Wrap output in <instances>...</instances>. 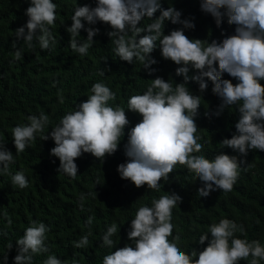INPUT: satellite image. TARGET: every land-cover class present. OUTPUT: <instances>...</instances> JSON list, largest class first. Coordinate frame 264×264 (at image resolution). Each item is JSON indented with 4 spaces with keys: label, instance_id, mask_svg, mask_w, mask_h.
Wrapping results in <instances>:
<instances>
[{
    "label": "clouds",
    "instance_id": "1",
    "mask_svg": "<svg viewBox=\"0 0 264 264\" xmlns=\"http://www.w3.org/2000/svg\"><path fill=\"white\" fill-rule=\"evenodd\" d=\"M56 8L53 0H29L24 12L27 20L14 32L12 46L16 60L22 59L24 54L16 47L17 42L22 41L29 50L37 46L51 50L56 46L57 40L49 27L56 19ZM200 8L210 13L218 25L227 17V22L234 25L233 34L211 42L190 39L184 33L194 28L192 19L181 18V11L172 6L162 8L161 0H95L94 7L76 5L71 25L66 28L70 34L69 46L75 53L88 54L94 44L93 37L99 31L92 26L100 22L110 28L106 35L121 61L130 65L138 61L151 75L155 71L151 66L156 60L150 54L159 48L162 59L177 65L175 75L182 77V82L174 83L172 79L157 76L142 94L131 96L127 111L136 113L140 119L130 128L126 110L109 104L115 99V93L104 83L96 82L87 99L66 112L47 133L44 130L49 125V116L44 111L28 115L26 123L14 126L15 153L24 152L37 136L40 141L51 140L54 146L49 154L59 161L57 172L75 178L77 158L88 153L102 161L105 156L113 155L128 128L123 144L126 159L116 167L122 180L137 188L143 185L160 191L158 182L167 181L179 162L195 172L201 185L197 188L200 197L217 190L231 191L246 164L248 152L264 151V86L261 85L264 80V0H200ZM143 19L150 23L141 26ZM165 23L179 27L165 35ZM81 29L86 33L84 39L79 35ZM190 70L195 74L189 75ZM224 74L236 83L222 78ZM209 80L212 92L220 101L211 115L219 117L231 106H236L238 115L235 132L231 138L220 142L235 155L222 151L211 160L196 154L204 146L197 124L203 99L187 86L189 81H195L203 93ZM14 162V154L0 143V174H8ZM11 183L23 189L28 186V179L23 171H16L11 174ZM80 199L83 201L84 196ZM181 200L182 197L172 191L153 198L150 206L138 207L128 224L126 235L130 243L123 247L116 248L112 239L118 231L117 225L107 226L101 236V246L115 248V251L105 255L102 264H240L241 260L261 264L264 261V244L238 238L235 234H243V226L227 218L212 223L199 236L197 245L207 241L201 251H183L177 243L179 235H172L175 227L172 210ZM91 222L89 217L86 224ZM49 230L44 222L33 221L15 241L16 255L12 264H33L35 254L47 253ZM90 234L73 241V246L87 247ZM6 247L11 250L13 243ZM0 264H8L7 252L0 255ZM42 264L63 262L49 254Z\"/></svg>",
    "mask_w": 264,
    "mask_h": 264
},
{
    "label": "trees",
    "instance_id": "2",
    "mask_svg": "<svg viewBox=\"0 0 264 264\" xmlns=\"http://www.w3.org/2000/svg\"><path fill=\"white\" fill-rule=\"evenodd\" d=\"M53 2L57 5L56 19L49 27L57 40L56 46L51 50H41L38 46L29 50L22 41L17 42L16 47L21 48L24 54L22 59L16 60L12 46L14 32L27 20L24 12L29 0H0V143H4L15 158L9 173L0 174V255L7 252L8 264H12L16 255V239L33 221H42L50 228L46 234L49 251L35 254L33 264H42L49 254L56 256L63 264H73V261L77 264H102L103 257L115 251V248L101 246V236L107 226L115 223L118 227L112 237L116 248L129 244L126 235L128 224L134 219L138 207L150 206L153 198L172 191L182 197L172 210V223L175 225L172 235H179L177 243L186 253L201 251L207 241L204 245H197L199 236L207 231L209 225L222 218L243 226L244 233L235 234L238 238L258 240L264 244V151L252 149L248 152L246 164L242 166L231 191L217 190L207 197H200L197 193L201 185L195 172L179 162L167 181L158 182L161 184L160 191L143 185L137 188L119 177L116 167L126 159L123 144L127 140L128 128L140 119L136 113L127 111L128 99L142 94L157 76L172 79L174 83L182 82V77L175 75L177 65L161 58L159 48L150 54L156 60L151 66L155 69L151 75L138 61L134 60L131 65L121 61L115 56L114 45L106 35L110 28L100 22L92 26L99 31L93 37L94 44L88 54L82 56L75 53L69 46L70 34L66 28L71 25L76 5L94 7L95 0ZM169 6L181 11V18L192 19L194 28L184 33L190 39L211 42L233 34L234 25L227 22V17L218 25L210 13L201 10L200 0H161L162 8ZM147 23H150L147 19L140 22L141 26ZM177 27L165 23L163 32L166 35ZM79 35L82 39L86 38L83 29ZM101 71L104 72L103 76L100 75ZM193 74L194 71L190 70L189 75ZM222 78L236 83L227 74ZM96 82L104 83L115 93V99L109 104L124 108L129 120L125 135L113 155L105 156L100 161L91 154H82L75 160L77 176L70 178L57 172L59 161L49 154L54 146L51 140L40 141L37 136L24 152L15 153L12 144L14 126L26 123L28 115L44 111L49 116V125L44 130L47 133L66 112L87 99ZM261 85L264 86V80ZM187 86L203 99L197 124L204 146L196 154H203L210 160L222 151L235 155L220 142L224 138H231L235 132L234 125L238 119L236 106L225 109L219 117H215L210 113L216 110L220 101L212 92V82L209 80L208 88L203 93L195 81H189ZM60 97L63 98L62 102ZM16 171L24 172L28 179L27 187L20 189L11 183V174ZM81 195L84 196L83 201ZM89 217L92 222L87 225ZM89 232L88 246L75 248L73 241H78ZM8 243H13L11 250H7ZM240 264H248V261L241 260Z\"/></svg>",
    "mask_w": 264,
    "mask_h": 264
},
{
    "label": "bare ground",
    "instance_id": "3",
    "mask_svg": "<svg viewBox=\"0 0 264 264\" xmlns=\"http://www.w3.org/2000/svg\"><path fill=\"white\" fill-rule=\"evenodd\" d=\"M184 2H186V1H184ZM137 83H138V81H137ZM140 83V82H139ZM140 87V86H139ZM119 88V87H118ZM51 93V92H50ZM45 95V94H44ZM13 98V97H12ZM17 98V97H16ZM129 98V97H128ZM21 100V99H20ZM14 101V100H13ZM121 101V100H120ZM16 102V101H15ZM18 103V102H17ZM113 104V103H112ZM51 107V106H50ZM204 108V107H203ZM206 113V112H205ZM199 114V113H198ZM211 114V113H210ZM52 115V114H51ZM208 116V115H207ZM233 120H234V118H232ZM237 119V118H236ZM209 120V119H208ZM232 120V121H233ZM52 122V121H51ZM208 126V125H207ZM204 138V137H203ZM210 141V140H209ZM253 154V153H252ZM190 173V172H189Z\"/></svg>",
    "mask_w": 264,
    "mask_h": 264
}]
</instances>
